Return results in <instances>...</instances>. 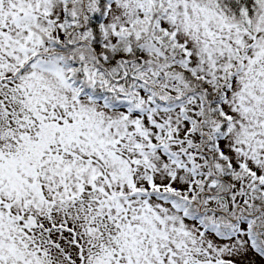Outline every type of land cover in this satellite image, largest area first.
Returning <instances> with one entry per match:
<instances>
[{
  "label": "snow or ice",
  "instance_id": "1",
  "mask_svg": "<svg viewBox=\"0 0 264 264\" xmlns=\"http://www.w3.org/2000/svg\"><path fill=\"white\" fill-rule=\"evenodd\" d=\"M0 264H264V0H0Z\"/></svg>",
  "mask_w": 264,
  "mask_h": 264
}]
</instances>
